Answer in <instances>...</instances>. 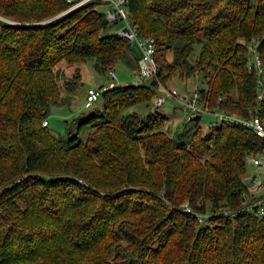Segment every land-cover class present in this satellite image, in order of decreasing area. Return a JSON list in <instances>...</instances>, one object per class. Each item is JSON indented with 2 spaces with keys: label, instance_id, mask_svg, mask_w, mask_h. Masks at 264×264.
<instances>
[{
  "label": "trees",
  "instance_id": "trees-1",
  "mask_svg": "<svg viewBox=\"0 0 264 264\" xmlns=\"http://www.w3.org/2000/svg\"><path fill=\"white\" fill-rule=\"evenodd\" d=\"M107 3L0 0V264H264V216L232 214L264 140L210 115L264 114L246 67L253 44L264 77V0H123L157 73L102 91L63 141L41 122L72 101L77 65L106 73L129 52ZM172 76L198 81L204 110L178 134L154 109L126 111Z\"/></svg>",
  "mask_w": 264,
  "mask_h": 264
},
{
  "label": "built area",
  "instance_id": "built-area-1",
  "mask_svg": "<svg viewBox=\"0 0 264 264\" xmlns=\"http://www.w3.org/2000/svg\"><path fill=\"white\" fill-rule=\"evenodd\" d=\"M107 2V5H105L103 9L104 18L108 22H113L116 19L120 21L121 28H119L115 34L126 40L129 50L128 53L134 57V78L142 80L154 77L157 73V66L153 59L154 48L152 37H140L137 34L135 27L126 15V11L122 5L123 0H107ZM246 67L251 70L254 75V98L255 100H260L264 93V77L261 61L253 44L248 45ZM106 74L110 81L106 85L101 84L83 91V108L90 107L102 91L116 84V79L111 70H108ZM158 90L163 91L162 89ZM165 96L175 97L176 93L174 90H169L164 91V94L160 93V95L155 96L150 109L160 107ZM197 99L198 95L196 83L194 81L191 85L190 94L177 99V103L181 110V118L187 120L193 115L202 114L204 112L199 106ZM210 115L211 122L234 123L242 127H248L257 137L264 140V114L260 116L252 115L244 118L223 111H212ZM211 122H208L209 124L207 123V125H211ZM45 124V121L41 122V125L44 126ZM245 162L255 171L245 176L241 204L232 214L235 215L239 212H245L254 218H260L264 216V152L247 156ZM185 211H188V209L185 208Z\"/></svg>",
  "mask_w": 264,
  "mask_h": 264
},
{
  "label": "rangeland",
  "instance_id": "rangeland-1",
  "mask_svg": "<svg viewBox=\"0 0 264 264\" xmlns=\"http://www.w3.org/2000/svg\"><path fill=\"white\" fill-rule=\"evenodd\" d=\"M52 18V17H51ZM50 19V18H49ZM47 19V20H49ZM121 28V25H117L115 28H112L113 33H116V31ZM197 46L195 45L192 50V55L196 53ZM78 71H79V83L77 86L71 90V102L68 106H54L50 109L48 116L45 117L46 121V128L47 130L55 135L56 137H59L63 141L66 140V132H74L75 129V123L85 117L94 107L99 106V100L96 101L91 107L89 108H83L82 107V94L83 91L88 88H94L95 86L99 85H106L108 82L107 72L105 73H97L92 69L91 63L88 61L84 64H79ZM134 63L130 59V54L127 52V54L124 56L122 60L117 61L113 67L110 69L113 73L116 83L118 85L123 84H145L149 85L150 79H143V80H137L133 76L134 71ZM62 72L64 73V76L67 77L69 74L68 70L64 67L60 66ZM64 79V78H63ZM160 86H150L151 91H153L154 97L161 94H164V91L174 90L176 93L175 97L171 96H165V99L160 107L154 109L158 114L165 116L167 118V121L169 120L170 130L173 131V133L178 134L181 131L182 124L181 122H176L178 119V116H180V109L179 105L177 103V99L179 97H185L188 96L191 92V85L192 81L186 82V84H183L177 76H172L167 81H157ZM163 82V83H162ZM196 86L200 87L201 85L198 83V81H195ZM58 84H60V81L58 80ZM99 84V85H98ZM162 85V86H161ZM158 89H162L163 91H159ZM152 98V100L154 99ZM152 100L148 102L147 104L144 103H137L133 106H131L127 111L134 112L138 116H144L151 106ZM128 111V112H129ZM209 121V118L207 115H202L199 118V127L201 132H206L205 125ZM88 131V128L79 129L78 138L82 139L85 135V133ZM255 170L245 162V174L242 178V181H245V176L249 175L250 173L254 172ZM257 171V170H256Z\"/></svg>",
  "mask_w": 264,
  "mask_h": 264
},
{
  "label": "crops",
  "instance_id": "crops-1",
  "mask_svg": "<svg viewBox=\"0 0 264 264\" xmlns=\"http://www.w3.org/2000/svg\"><path fill=\"white\" fill-rule=\"evenodd\" d=\"M133 68H134V66H133ZM99 85V84H98ZM82 97H83V94H82ZM130 107H127L126 108V111H127V109H129ZM179 109H180V106H179ZM129 111V110H128ZM127 111V112H128ZM182 118H181V110H180V116H178V119L176 120V122H179L180 120H181ZM167 125H169V120L167 121ZM170 126V125H169Z\"/></svg>",
  "mask_w": 264,
  "mask_h": 264
}]
</instances>
